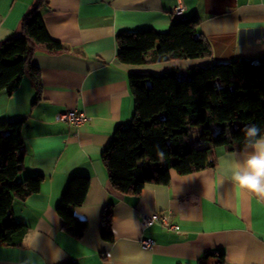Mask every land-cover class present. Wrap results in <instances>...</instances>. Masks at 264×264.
<instances>
[{
	"label": "crops",
	"instance_id": "obj_1",
	"mask_svg": "<svg viewBox=\"0 0 264 264\" xmlns=\"http://www.w3.org/2000/svg\"><path fill=\"white\" fill-rule=\"evenodd\" d=\"M179 3L186 7L179 17H201L198 31L213 50L208 57L165 61L179 72L177 62L184 63L181 75L188 66L264 54V0H0V42L40 4L49 32L67 47L34 54L40 99L29 78L11 94L0 92V123L26 120L25 168L18 178L45 176L38 192L14 201L15 217L28 230L22 246L0 245V264H264V198L224 174L227 157L243 158L251 149L217 148L215 166L186 174L172 169L169 183L147 184L140 194L113 187L102 161L116 128L132 120L129 74L164 68V62H121L116 35L168 31ZM73 108L89 119L79 127L56 119ZM73 175L91 177L85 202L74 209L88 224L81 237L65 231L56 210ZM107 210L113 212V240L100 234ZM154 212L169 213L179 231L157 223L143 228V215ZM142 237H152L153 248L142 246Z\"/></svg>",
	"mask_w": 264,
	"mask_h": 264
},
{
	"label": "trees",
	"instance_id": "obj_2",
	"mask_svg": "<svg viewBox=\"0 0 264 264\" xmlns=\"http://www.w3.org/2000/svg\"><path fill=\"white\" fill-rule=\"evenodd\" d=\"M39 7L30 9L17 31L0 42V92H15L28 77L36 101L43 84L34 54L67 50L49 32ZM200 22L201 17L193 14L178 16L166 32L120 31L118 58L127 64H144L212 56L211 43L198 31ZM151 50L155 57L149 59ZM129 86L135 103L132 120L116 128L102 153L111 184L124 194H140L147 184L169 183L172 169L186 174L213 167L217 148L246 150V125L256 124L264 133V54L188 66L184 75L176 68L132 72ZM25 123L24 118L0 123V245L4 246H22L28 230L15 217L14 201L38 192L45 181L43 174L18 178L25 168ZM193 125L202 126L195 142L190 137ZM90 183L88 175L71 176L56 207L62 227L76 237L84 234L88 224L74 209L85 202ZM112 218V210H107L100 223V234L107 240L114 238Z\"/></svg>",
	"mask_w": 264,
	"mask_h": 264
},
{
	"label": "clouds",
	"instance_id": "obj_3",
	"mask_svg": "<svg viewBox=\"0 0 264 264\" xmlns=\"http://www.w3.org/2000/svg\"><path fill=\"white\" fill-rule=\"evenodd\" d=\"M243 131L245 149L251 152L243 158L227 157L225 178L264 198V133L256 124L246 125Z\"/></svg>",
	"mask_w": 264,
	"mask_h": 264
},
{
	"label": "built area",
	"instance_id": "obj_4",
	"mask_svg": "<svg viewBox=\"0 0 264 264\" xmlns=\"http://www.w3.org/2000/svg\"><path fill=\"white\" fill-rule=\"evenodd\" d=\"M185 8L186 7L183 3H179L174 9V13L177 16H180L185 11ZM56 119L79 127L80 125H82L84 122H86L89 119V116L84 111L73 108V109H68L65 111L58 112L56 114ZM156 223L160 224L161 226H163L164 228L168 230L179 231L178 224L174 223L171 220L169 213L154 212V213L143 215V219H142L143 228H148ZM140 243L142 246L151 249L155 245V240L152 237H142L140 238Z\"/></svg>",
	"mask_w": 264,
	"mask_h": 264
},
{
	"label": "rangeland",
	"instance_id": "obj_5",
	"mask_svg": "<svg viewBox=\"0 0 264 264\" xmlns=\"http://www.w3.org/2000/svg\"><path fill=\"white\" fill-rule=\"evenodd\" d=\"M155 51L154 50H151L149 53H148V57H150L153 53H154ZM173 61H170V62H164L163 64V67L164 68H162V70H159L160 72H163V71H169V70H172L173 69V67H172V63ZM177 64L178 65H182L181 67H179L180 69H181V72L184 70V68H185V65H184V63H182V62H177ZM159 72V73H160ZM181 72H179V73H181ZM156 73V72H155ZM25 80H28V77H25ZM202 130V126L201 125H193V126H191L190 127V137L192 138V139H194V138H196L198 135H199V133H200V131Z\"/></svg>",
	"mask_w": 264,
	"mask_h": 264
}]
</instances>
